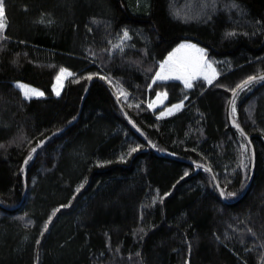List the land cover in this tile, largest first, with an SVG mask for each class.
<instances>
[{
	"label": "trees",
	"instance_id": "16d2710c",
	"mask_svg": "<svg viewBox=\"0 0 264 264\" xmlns=\"http://www.w3.org/2000/svg\"><path fill=\"white\" fill-rule=\"evenodd\" d=\"M226 1L242 14L185 20L169 0H150L146 14L125 0H4L0 264H264V80L235 97L255 148L245 193L250 143L228 117L232 90L264 72V0ZM183 40L204 48L212 84L155 80ZM61 69L72 75L57 96ZM16 81L43 95L26 99ZM166 108L176 111L159 116ZM182 159L210 167L228 202L212 172Z\"/></svg>",
	"mask_w": 264,
	"mask_h": 264
},
{
	"label": "rangeland",
	"instance_id": "374dc122",
	"mask_svg": "<svg viewBox=\"0 0 264 264\" xmlns=\"http://www.w3.org/2000/svg\"><path fill=\"white\" fill-rule=\"evenodd\" d=\"M125 2L132 12L138 13V14H146L148 13L149 8H150V0H125ZM169 3L171 5L173 14L176 17H179L185 20H191L193 18H196L197 20L201 19L202 21L203 20L206 21L210 19L211 16L217 13L219 10H223L224 12L233 14V15L242 14V10L238 4H236L235 2L226 1V0H169ZM197 49H202L204 51V48L197 43H194L190 40L181 41L170 52L171 54L170 56L172 58L171 63L176 66H180V65L187 66L188 71L183 73L185 77L189 74L195 75L197 72H199L200 74L197 75V78L204 79V74H208L209 76H211L212 70L207 69L206 67L203 68V70H200L196 67L197 61L200 60V53L197 51ZM170 56L168 55L167 58H169ZM203 60H206L209 64H211L210 61L207 59L206 55L203 57ZM163 63L164 62L162 61L161 64ZM212 69L215 70V77H216L217 71L213 65H212ZM165 71L167 72V69H165ZM66 73H69V71L66 70ZM179 74L180 73H176V75H179ZM171 79H175V78H171ZM178 80L184 83V79H178ZM16 83H18V87H20L22 92L24 88H31V89L40 91V89L32 85H29L25 82L16 81ZM54 85H56V80L54 82ZM165 99H166L165 94L159 93L151 102L148 103V106L149 104L155 103V107H152V108L149 107L151 110H154L155 108L162 106L165 102ZM169 110H171V114L175 113L176 111V109L172 110V109L166 108L159 114V116L171 115V114H168Z\"/></svg>",
	"mask_w": 264,
	"mask_h": 264
},
{
	"label": "snow or ice",
	"instance_id": "6c2138e0",
	"mask_svg": "<svg viewBox=\"0 0 264 264\" xmlns=\"http://www.w3.org/2000/svg\"><path fill=\"white\" fill-rule=\"evenodd\" d=\"M4 20H5V10H4V0H0V29H2L4 27ZM229 35H232V33H229ZM128 37V33L127 31L124 32L123 34V39H127ZM3 37L0 36V40H2ZM183 47V46H182ZM191 47V46H189ZM197 51L200 53V60L197 61L196 63V67L200 70H203V68H207V69H211L212 70V75L209 76L208 74H204V79L208 82V84H212L213 80L215 79V70L212 69V65L209 64L206 60H203V57L206 55L204 53V51L202 49H197ZM171 56L168 58L167 61H165L163 64H161V71L156 73V77L155 80H168L171 78H175V79H184V84L186 88H191L193 87V81L197 78V75H199L200 73L197 72L195 75L193 74H189L186 77L183 75V73H185L186 71H188V67L185 65H180V66H176L173 65L171 63ZM165 69H167V72L165 71ZM176 73H180L179 75H176ZM72 75L71 73H66L65 69H61L60 73L58 74V76L56 77V85H54V91L56 93L57 96L60 95V91L64 86V81L65 79H67L68 76ZM92 77L89 76L88 79H91ZM258 80H264V74L259 75V76H249L247 79H245L241 84L237 85L236 89H233V99L230 101V105H231V114H235L236 112V107H235V103H236V95L238 94V90L239 91H244L247 90L249 88L250 85H252L254 82L258 81ZM149 87H152V85H149ZM23 95L26 99H31L32 97L36 96H42L43 93L39 92L35 89H31V88H24L23 89ZM120 95L125 96L126 98V93H124L122 90L120 92ZM149 107H155V103L149 104ZM176 109H179L181 107V105H175L173 106ZM168 114H171V110H169ZM43 142H41L42 144ZM40 145H37V148H39ZM138 147H134L132 148L129 152L128 155H132L134 152H136L138 150ZM37 148H33L32 149V153H35L37 151ZM244 151H247V149L245 148ZM29 159H31V156L29 157ZM124 157H121V160H123ZM25 163H27V160L25 161ZM241 165L244 166V160L243 158L241 159ZM188 173H185V175H187ZM81 187H83V185H81ZM77 193H79L80 188H77L75 190ZM167 195V194H165ZM234 193H227L228 197L233 196ZM221 196H224V193L221 192ZM64 207V206H62ZM60 209H57L56 211L58 212ZM56 215V212H53L52 215L49 217V223L51 222V220L53 219V217ZM48 228V224L46 223L44 225V230L47 231ZM43 235V233H42ZM37 243H39V241H37Z\"/></svg>",
	"mask_w": 264,
	"mask_h": 264
},
{
	"label": "water",
	"instance_id": "95a60500",
	"mask_svg": "<svg viewBox=\"0 0 264 264\" xmlns=\"http://www.w3.org/2000/svg\"><path fill=\"white\" fill-rule=\"evenodd\" d=\"M262 74H264V72H263V73L256 74V75H254V76H259V75H262ZM92 79H93V78L90 79V82H89V84H88V86H87V88H86V91H85V93H84L85 95H86V93H87V91H88V89H89V86H90V84H91V82H92ZM238 92H239V90H238ZM85 95H84V96H85ZM116 99H117V102H118V104H119L121 110L125 113V115H126L128 121H129V122L132 124V126H133V127H134V128H135V129L141 134V136H142L145 140H148V138H147V136L145 135V133L140 129V127H138V126L136 125V123H135V122L131 119V117L126 113V111H125V109H124L122 103H121L120 100L118 99V97H116ZM232 99H233V92H232V94H231V97H230V100H229V105H228V117H229L230 123H231L236 129H238L241 133H243V134L247 137V139L249 140V143H250L251 154H252L251 176H250V180H249V182H248V184H247V186H246V188H245V190H244V193H245V192L247 191V189L249 188V185H250V182H251V179H252V175H253V171H254V168H255V148H254V145H253V143H252V141H251L250 136L246 133V131L244 130V128H243V127L237 122V120L234 118V115L231 114V105H230V101H231ZM235 107H236V105H235ZM45 140H46V138L43 139L41 142L44 143ZM41 142L39 143L40 146L43 144V143L41 144ZM149 144L152 146V148L155 150V152H156L157 154H160V152L158 151V149L154 146V144H153L151 141H149ZM34 148H37V145H36ZM31 154H32V151H31L30 155H31ZM30 155L26 158V160L30 157ZM26 160H25V161H26ZM182 160H183V161H187V162H191V163H193V164H195V165H198V166H202V167L207 168L210 172H212V174H213V176H214L215 183H216V185H217V188H218L220 194H221V192H223L222 187H221L220 184L218 183V181H217V179H216V177H215V175H214V173H213V171H212V169H211L210 167H208V166H206V165H204V164H202V163H200V162H197V161L187 160V159H182ZM25 161H24V163H23V166H24V164H25ZM223 193H224V192H223ZM221 197L223 198V200H224L225 202H228V200H227L225 194H224V196H221Z\"/></svg>",
	"mask_w": 264,
	"mask_h": 264
},
{
	"label": "crops",
	"instance_id": "0c3cea01",
	"mask_svg": "<svg viewBox=\"0 0 264 264\" xmlns=\"http://www.w3.org/2000/svg\"><path fill=\"white\" fill-rule=\"evenodd\" d=\"M159 70H161V66H160V69Z\"/></svg>",
	"mask_w": 264,
	"mask_h": 264
}]
</instances>
